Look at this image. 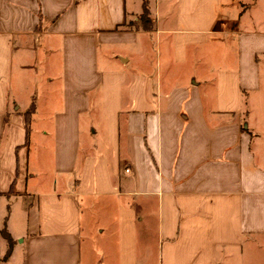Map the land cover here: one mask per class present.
Segmentation results:
<instances>
[{"label": "crops", "instance_id": "0c3cea01", "mask_svg": "<svg viewBox=\"0 0 264 264\" xmlns=\"http://www.w3.org/2000/svg\"><path fill=\"white\" fill-rule=\"evenodd\" d=\"M0 264H264L260 0H0Z\"/></svg>", "mask_w": 264, "mask_h": 264}, {"label": "trees", "instance_id": "16d2710c", "mask_svg": "<svg viewBox=\"0 0 264 264\" xmlns=\"http://www.w3.org/2000/svg\"><path fill=\"white\" fill-rule=\"evenodd\" d=\"M141 19H142L143 27H145V28H150L151 27L150 11L148 9L147 2L144 3V10H143V13L141 15ZM34 110H35V106L32 105L30 107V109L26 112V121H27V123L30 122L31 115L34 112ZM1 234L9 242V249H8L6 255H5V258H7L10 255V253H11V250H12V247H13V240H12L11 235L7 231L6 227L2 228Z\"/></svg>", "mask_w": 264, "mask_h": 264}, {"label": "rangeland", "instance_id": "374dc122", "mask_svg": "<svg viewBox=\"0 0 264 264\" xmlns=\"http://www.w3.org/2000/svg\"><path fill=\"white\" fill-rule=\"evenodd\" d=\"M260 1H261L262 5L264 6V0H260ZM134 23H138V24H140L141 21H136V22H134Z\"/></svg>", "mask_w": 264, "mask_h": 264}]
</instances>
